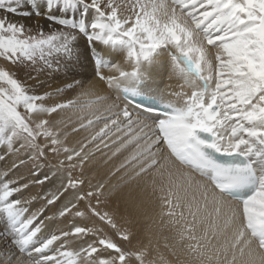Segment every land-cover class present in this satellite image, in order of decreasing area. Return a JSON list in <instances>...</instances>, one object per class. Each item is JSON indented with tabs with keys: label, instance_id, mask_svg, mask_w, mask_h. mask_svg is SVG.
<instances>
[{
	"label": "snow or ice",
	"instance_id": "obj_1",
	"mask_svg": "<svg viewBox=\"0 0 264 264\" xmlns=\"http://www.w3.org/2000/svg\"><path fill=\"white\" fill-rule=\"evenodd\" d=\"M0 61V264H264V0H0Z\"/></svg>",
	"mask_w": 264,
	"mask_h": 264
},
{
	"label": "bare ground",
	"instance_id": "obj_2",
	"mask_svg": "<svg viewBox=\"0 0 264 264\" xmlns=\"http://www.w3.org/2000/svg\"><path fill=\"white\" fill-rule=\"evenodd\" d=\"M26 23L28 24H33L35 22V18L33 19H30L28 21H25ZM43 23V22H42ZM117 60H119L120 58L119 57H116ZM0 63H4L3 61H0ZM9 67H11L9 65ZM23 73V72H21ZM21 77H23L24 74H21ZM88 79H91L93 80V82L96 84L97 86V89L99 91L100 94L104 95V94H107L108 93V90L106 89L105 85L96 80L94 76H91L89 75L88 76ZM162 81H167L166 83L168 84H172L173 86H175L176 84H178L179 82L175 79H172V80H169L168 79V73L165 72L163 73L160 78H159V83H162ZM65 82V78L62 77V76H56L54 79H51L49 81L50 83V88H48L49 91L57 88V87H60L63 85V83ZM29 83H31V81H29ZM75 93H72V92H68V93H65L63 96L61 97H57L56 99L57 100H61V99H68V98H71ZM87 133H79V134H74L72 136L69 137V143L72 145V146H78L77 145V141L79 140H82L84 136H86ZM12 160L11 158L7 159L6 161H0V168H6L8 166H10ZM96 172V178L93 179V183H96V180L99 179V180H102L105 178V172H106V169H91V168H86L85 170V177L86 178H90L93 176V173ZM26 174H29L30 175V172H29V168L28 167H25V168H21L19 169L17 172L14 173V176H26ZM30 179V178H29ZM23 183V182H21ZM54 185L53 184H46L45 186H43V188L39 187V186H35L36 188H34L32 190V192H30L29 194H26V196L24 198H27L28 196L30 195H33V194H36L38 192H42V191H45L47 190L48 188H52ZM88 188V185L87 183L85 184L84 188L82 190L86 191ZM74 193L73 194H70L67 199H73L74 198ZM67 200H65L64 198H62V200L60 202L57 203V205L55 207H51V208H48L45 212V215H53L55 212L58 211V209L64 204L66 203ZM38 203H41V204H38ZM44 205V202L43 201H40V202H37L35 207L31 210V211H35L37 210L38 208H40L41 206ZM81 208L84 207V203L81 202ZM159 211V208H158V205L156 206H153V208L149 211L148 213V216L150 217V219H144L143 217L140 219V223L135 226L137 227L144 236H154L157 232V229L159 228V223H158V213ZM54 222V229H53V232L54 231H57V233L61 230L63 231H70L73 224H79V225H88V226H91L92 224V220H84V219H81V218H76L75 220H73V218L71 217V215L67 218H63V219H53L52 220ZM52 221H49V220H46L45 221V224L47 223V225H45L44 227V230L47 229L48 225L52 222ZM50 222V223H49ZM98 223V222H97ZM43 230V231H44ZM109 230L110 228H105V231L109 233ZM48 231V230H47ZM167 234V233H165ZM109 235H111L109 233ZM69 240L72 241V246H77L80 244V241L78 238H74V237H69ZM124 243L122 242V245ZM126 247H128L127 244H124ZM123 245V246H124ZM124 246V247H125Z\"/></svg>",
	"mask_w": 264,
	"mask_h": 264
},
{
	"label": "rangeland",
	"instance_id": "obj_3",
	"mask_svg": "<svg viewBox=\"0 0 264 264\" xmlns=\"http://www.w3.org/2000/svg\"><path fill=\"white\" fill-rule=\"evenodd\" d=\"M21 74H23V73H21ZM23 177H25V179H29V178L31 179V178H32L29 174H26V176H23ZM21 182H25V180H22ZM33 187L36 188L35 186H30L29 189L25 190V192L22 193V196L25 197L26 194H29L30 192H32V190L34 189ZM31 189H32V190H31ZM37 202H40V201L33 202V204L29 206V207H30V211L35 207V205H36ZM38 204H41V203H38ZM50 221H52V220H50ZM47 223H48V222H47ZM47 223H46L45 225H47ZM49 223H50V222H49ZM47 227H48V228L45 229V230L43 231V234H44V235H47V234L53 232V229H54V222L52 221ZM52 228H53V229H52ZM47 230H48V231H47ZM54 232H57V231H54ZM109 233L113 236V238H115V233H114L111 229L109 230ZM123 245H124V244H123ZM124 246H125V245H124ZM125 247H126V246H125Z\"/></svg>",
	"mask_w": 264,
	"mask_h": 264
}]
</instances>
